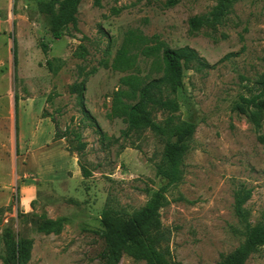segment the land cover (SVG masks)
I'll return each mask as SVG.
<instances>
[{
    "label": "rangeland",
    "instance_id": "obj_1",
    "mask_svg": "<svg viewBox=\"0 0 264 264\" xmlns=\"http://www.w3.org/2000/svg\"><path fill=\"white\" fill-rule=\"evenodd\" d=\"M60 1L0 0V264H113L104 210L130 216L167 184L165 140L129 130L126 115L132 91L163 77L162 53L144 55L157 45L210 66L186 71L176 96L197 130L184 180L166 193L163 244L176 263L221 264L245 241L239 190L252 192L249 222L264 223V127L235 111L264 71V2L241 0L216 31L191 34L218 0H82L78 31L58 40ZM246 264H264V248Z\"/></svg>",
    "mask_w": 264,
    "mask_h": 264
},
{
    "label": "trees",
    "instance_id": "obj_2",
    "mask_svg": "<svg viewBox=\"0 0 264 264\" xmlns=\"http://www.w3.org/2000/svg\"><path fill=\"white\" fill-rule=\"evenodd\" d=\"M181 1L169 0L166 5L175 7ZM240 1L218 0L209 15L189 20L190 33L199 34L203 29L216 31L225 23L233 7ZM81 3L82 0L60 1L55 17L56 39L60 40L71 28L78 31ZM101 5L102 0H94L95 7L99 8ZM156 53H162L163 77L132 91V96L137 102L128 107L126 115L129 130H149L165 140L163 159L157 166V173L167 184L155 193L153 199L143 209L130 216L126 217L112 207L104 210L103 236L111 247L110 260L113 264L120 260L122 254L136 262L146 264H179L170 258V250L163 244L165 233L162 231L161 210L167 205L166 193L169 189L180 185L184 180V162L191 151L197 126L181 119L180 104L176 96L184 87L186 71H202L210 66L190 47L170 49L157 45L146 49L144 55L151 57ZM230 57L231 55H228L224 59ZM48 66L55 73L60 70V67L55 68L51 62H48ZM256 85L258 93L249 98L242 97L235 111L245 116L259 133L264 127V71ZM158 112L166 115L164 120L158 121L154 118V114ZM79 167L84 179L93 176L81 162ZM251 197L252 192L246 189L239 190L235 195V212L244 227L245 241L221 264H246L253 254L264 248V223L253 226L245 209Z\"/></svg>",
    "mask_w": 264,
    "mask_h": 264
}]
</instances>
